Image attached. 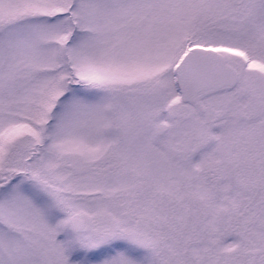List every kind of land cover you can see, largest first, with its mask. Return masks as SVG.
<instances>
[{
	"label": "snow or ice",
	"instance_id": "1",
	"mask_svg": "<svg viewBox=\"0 0 264 264\" xmlns=\"http://www.w3.org/2000/svg\"><path fill=\"white\" fill-rule=\"evenodd\" d=\"M0 264H264V0H0Z\"/></svg>",
	"mask_w": 264,
	"mask_h": 264
}]
</instances>
